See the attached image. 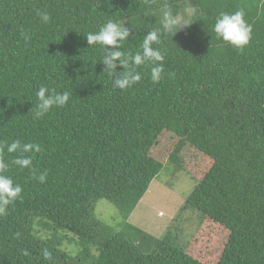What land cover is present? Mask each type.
<instances>
[{"label": "trees", "instance_id": "1", "mask_svg": "<svg viewBox=\"0 0 264 264\" xmlns=\"http://www.w3.org/2000/svg\"><path fill=\"white\" fill-rule=\"evenodd\" d=\"M190 6L192 24L153 45L164 51V78L154 84L142 65L138 84L113 88L101 46L86 35L108 20L126 24L132 35L121 50L135 54L162 30L166 9L187 19ZM239 10L253 28L243 51L213 31L220 12ZM41 86L72 98L34 118ZM167 137L212 163L186 205L229 231L217 264H264V0H0V141L41 148L25 154L33 162L24 169L11 164L19 153L0 152L23 189L0 217V264H66L57 243L36 236V222L94 248L92 264H202L170 234L156 240L127 223ZM104 199L119 209L121 230L95 217Z\"/></svg>", "mask_w": 264, "mask_h": 264}, {"label": "rangeland", "instance_id": "2", "mask_svg": "<svg viewBox=\"0 0 264 264\" xmlns=\"http://www.w3.org/2000/svg\"><path fill=\"white\" fill-rule=\"evenodd\" d=\"M190 18L188 16L187 20ZM164 141L166 143L153 153L158 167L156 178L127 223L156 240L170 234L194 259L202 264H217L227 244L229 231L202 218L197 210L186 205L212 163L177 137H167ZM94 215L108 229L119 231L124 224L119 209L105 199L96 204ZM34 229L36 236L59 245L68 256L66 264H92L98 254L90 246H79L69 233L50 231L40 222H36Z\"/></svg>", "mask_w": 264, "mask_h": 264}, {"label": "clouds", "instance_id": "3", "mask_svg": "<svg viewBox=\"0 0 264 264\" xmlns=\"http://www.w3.org/2000/svg\"><path fill=\"white\" fill-rule=\"evenodd\" d=\"M41 21L45 24L51 21V16L47 12H37ZM186 16H196L197 9L194 6L185 9ZM163 27L154 29L144 36L141 44L142 51L135 54L122 51V45L132 35V29L119 22L108 20L103 24L99 31L89 32L86 35L89 46L100 45L103 51L101 63L104 66V73L112 79L113 88L126 90L138 84L142 76L137 68L139 66L151 65L150 78L151 81L159 83L164 78L165 54L160 48L153 47L162 43V37L171 35L174 37L179 31L190 26L187 19L180 15H174L171 10L166 9L163 12ZM213 31L218 39L232 45L234 48L243 51L252 40V26L246 21L245 13L242 10L232 13L222 11L215 18ZM122 68V71L118 69ZM38 105L34 112V118L43 117L54 107L60 108L68 105L71 100V94L67 91L57 92L47 86H41L36 92ZM6 148L8 153H19V155L11 161V164L19 168H30L32 166V157L25 155L26 153L40 152L41 148L35 143H24L19 139L13 140L11 143L0 141V152ZM10 164L3 157H0V217L6 216L9 206L14 204L22 197L23 189L20 184L7 175ZM41 183L46 182L47 173H43L38 177ZM23 255H29L27 250L23 251ZM45 260H52V253L47 249L43 253Z\"/></svg>", "mask_w": 264, "mask_h": 264}]
</instances>
